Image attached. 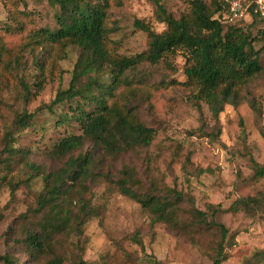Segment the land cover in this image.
I'll return each instance as SVG.
<instances>
[{"label":"rangeland","instance_id":"1","mask_svg":"<svg viewBox=\"0 0 264 264\" xmlns=\"http://www.w3.org/2000/svg\"><path fill=\"white\" fill-rule=\"evenodd\" d=\"M110 1L108 45L118 55L131 56L149 47L148 34L135 26L137 19L161 33L166 24L157 15V3L180 17L191 11L193 0ZM205 1L213 7L218 0ZM26 2L31 15H19L25 22V32L8 34L5 27L12 24L10 13L0 0V43L9 50L0 67V159L8 158L10 162L8 169L0 171V257L11 253L17 264H48L47 258L32 259L17 239H24L29 229L39 227L45 216L37 205L46 189L43 177L65 167L69 158L58 159L51 154L54 145L67 135L81 133L76 121L62 122L63 116L71 113L70 103L53 106L52 110L47 105L59 91L70 88L82 49L77 45L26 48L31 30H58L61 12L59 6L47 0ZM262 26L247 23L243 28L256 37ZM262 45L255 43L256 49ZM16 57L18 63L14 62ZM259 58L264 67V52ZM9 61L13 63L10 69L5 67ZM185 67L186 52L178 50L158 64L143 63L127 71L125 82L116 92L115 100L132 108L144 125L155 130L150 145L113 154L88 141L74 153L78 156L93 151L98 162L94 169L97 177L87 182L84 200L74 206L79 212L84 202L95 212L82 236L71 232L62 236L64 251L59 253L66 256L63 264H76L80 255L87 264H213L218 230L196 231L192 227L175 231L155 222L139 203L115 188L114 181L123 177L125 168L136 172L143 191L186 196L181 208L187 223L190 198L201 210L210 205L227 210L238 198L264 190V177L255 176L250 161L254 157L264 162V136L260 130L264 127V71L243 88L237 106H226L217 123L209 106L193 99L192 89L183 84L187 81ZM100 77L111 81L108 72ZM88 80L83 77V84ZM22 81L32 92L29 97ZM254 98L263 106L260 120L250 106ZM25 111L35 114L34 126L18 131L15 122ZM9 131L18 149L12 156L5 151ZM31 163L41 167L40 174L30 168ZM220 220L236 236L224 264H264V220L255 221L243 212H224ZM259 251L263 257L257 256Z\"/></svg>","mask_w":264,"mask_h":264},{"label":"trees","instance_id":"2","mask_svg":"<svg viewBox=\"0 0 264 264\" xmlns=\"http://www.w3.org/2000/svg\"><path fill=\"white\" fill-rule=\"evenodd\" d=\"M47 1L60 7L58 30H31L27 34L25 47H81L82 55L74 70L70 88L59 91L55 99L47 105L52 110L53 106L70 103L71 113H66L62 122L76 121L81 133L67 135L54 145L51 154L58 159L69 158L65 167L44 175L46 189L39 197L37 205L45 216L38 228L29 229L24 239L17 240L27 247L32 259L47 258L48 264H63L66 256L59 253L64 251L62 236L66 232L82 236L84 226L95 212L93 207L84 202L79 212L74 206L78 201L84 200L87 182L97 177L94 169L98 168V162L95 161L93 151L78 156H74V153L83 149L89 141L109 153L122 154L137 145H150L156 135L155 130L144 125L132 108L122 106L115 100L118 88L125 82L127 71L135 70L143 63L158 64L166 60L167 55L184 50L187 81L183 84L192 89L193 99L197 102L204 101L209 106L212 118L220 123V115L225 112L226 106H237L243 88L264 71L259 58L264 52V16L257 11L255 0H251L253 6L248 17L250 22L247 21L248 18L238 19L231 16L228 0L215 1L213 7L205 0H193L191 11L180 17H175L164 5L157 3V15L166 24V29L157 33L150 24L137 19L135 26L148 34L149 47L144 52L123 56L114 53L107 42L111 32L107 25L110 0ZM3 2L9 10L12 22L5 27V32L24 33L25 22L19 15L24 18L31 15L26 9V0ZM20 5L25 9H13ZM247 23L263 24L258 36H253L243 28ZM256 42L263 43L260 49H256ZM8 53L6 46L0 43V67L5 64ZM14 62L18 63L19 57ZM12 64L9 61L5 67L10 69ZM106 72L111 77L110 82L101 80L100 76ZM83 77L89 78L85 84ZM22 86L29 97L32 94L29 86L24 81ZM38 91H41L40 85ZM249 102L260 120L263 116L262 104L256 98ZM34 119V113L25 111L15 122L16 130L32 128ZM260 130L264 136V127ZM14 142L13 132L9 131L6 135L5 151L10 156L18 153V149L13 146ZM250 161L255 176L264 177V162L261 163L254 157ZM29 166L36 171V175L41 173L40 166L34 163ZM9 167V159L1 158L0 171ZM114 183L122 195L139 203L144 211L152 215L155 222L165 223L172 230L193 227L196 231H207L216 228L219 240L215 247L213 264H224L228 260V250L236 244V236L220 220L224 212H243L255 221L264 220V190L253 196L238 198L227 210L215 205L201 210L196 207L195 199L190 198L191 208L187 212L190 221L187 223L186 214L181 208L186 196L177 192L161 195L143 191L136 172L130 168H125L123 177ZM77 240L78 243L81 242ZM257 256L263 257L262 251ZM0 262L17 264L11 253L2 255ZM76 264H87V261L80 255Z\"/></svg>","mask_w":264,"mask_h":264},{"label":"built area","instance_id":"3","mask_svg":"<svg viewBox=\"0 0 264 264\" xmlns=\"http://www.w3.org/2000/svg\"><path fill=\"white\" fill-rule=\"evenodd\" d=\"M230 14L233 18L245 19L249 17L250 9L253 6L251 0H228ZM257 11L264 16V0H255Z\"/></svg>","mask_w":264,"mask_h":264}]
</instances>
